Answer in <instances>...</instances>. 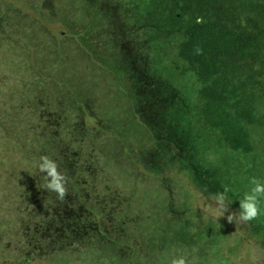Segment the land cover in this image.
Returning <instances> with one entry per match:
<instances>
[{
	"label": "rangeland",
	"instance_id": "rangeland-1",
	"mask_svg": "<svg viewBox=\"0 0 264 264\" xmlns=\"http://www.w3.org/2000/svg\"><path fill=\"white\" fill-rule=\"evenodd\" d=\"M90 1L0 0V264H264L224 93L160 12Z\"/></svg>",
	"mask_w": 264,
	"mask_h": 264
},
{
	"label": "trees",
	"instance_id": "trees-1",
	"mask_svg": "<svg viewBox=\"0 0 264 264\" xmlns=\"http://www.w3.org/2000/svg\"><path fill=\"white\" fill-rule=\"evenodd\" d=\"M124 5L129 12L117 14L119 20L127 24L124 19L135 14L137 27L148 36L157 34L156 23L143 16L151 9L171 25L167 36L183 35L181 41L190 49L183 54L195 56L200 78L224 93L220 101L231 110L227 126H234L244 143L255 190L264 192V0H125ZM262 203L256 201L257 206Z\"/></svg>",
	"mask_w": 264,
	"mask_h": 264
}]
</instances>
